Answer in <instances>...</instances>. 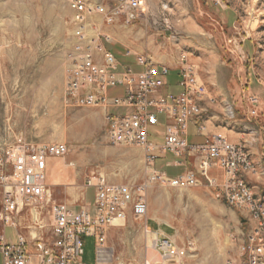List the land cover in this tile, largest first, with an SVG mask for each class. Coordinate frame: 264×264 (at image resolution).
I'll return each instance as SVG.
<instances>
[{
  "label": "rangeland",
  "instance_id": "374dc122",
  "mask_svg": "<svg viewBox=\"0 0 264 264\" xmlns=\"http://www.w3.org/2000/svg\"><path fill=\"white\" fill-rule=\"evenodd\" d=\"M145 2L141 18L122 26L127 32L132 28V38L143 34L136 45L149 47L153 42L170 58L175 52L178 55L180 48L190 59L206 53L213 63H220L225 78H242L237 84L245 109L251 107L249 94L260 95L264 102V0ZM71 14L69 0H0V143L20 134L38 143H67L68 154L50 163L59 181L51 186L54 198L71 200L76 207L94 201V189L86 186L92 170L102 171L112 182L148 185L144 193L147 216L136 220L130 215L124 224L109 227L104 246L95 236L84 235V263L98 264L102 250L109 254L107 264L158 260L160 256L154 255L157 251L151 246L153 235L143 229L144 222L152 232H163L180 245L192 243L185 264L241 261L249 218L225 200L219 187L210 186L206 179L190 187L149 183L144 151L110 143L101 108L74 107L66 102V54L73 45ZM96 20L105 38L107 27L113 24ZM110 46L122 64L132 60L122 44ZM250 72L252 87L246 77ZM122 91L121 87L111 88L110 96ZM125 110L129 111L114 109L116 113ZM151 129L163 131L159 125ZM151 139L163 141L161 135ZM162 164L157 160L155 168L162 170ZM169 171L179 169L170 167ZM69 186L75 193L66 191ZM6 233L12 237L15 230L7 227Z\"/></svg>",
  "mask_w": 264,
  "mask_h": 264
},
{
  "label": "built area",
  "instance_id": "2783aa9c",
  "mask_svg": "<svg viewBox=\"0 0 264 264\" xmlns=\"http://www.w3.org/2000/svg\"><path fill=\"white\" fill-rule=\"evenodd\" d=\"M69 6L73 45L66 54V102L74 107L101 108L107 140L144 151L149 183L190 187L206 179L210 186L219 187L225 200L251 221L244 232L243 259L229 260L228 264H264V193L251 195L244 175L255 169L241 154V145L219 135L199 144L188 141L189 125L202 114V103L208 95L188 53L181 51L178 58L182 90L166 92L171 67L159 65L147 53L138 54L135 65L122 64L108 46L112 37L105 34L103 38L96 20L131 25L145 12V0H69ZM114 87H121L122 93L110 96ZM247 98L250 115L262 117L264 102L260 95L249 94ZM117 108L129 111L116 113ZM153 125L164 127L162 145L151 140ZM162 151L176 157L197 153V171L171 176L155 168ZM68 152L65 142L38 143L21 134L0 143V264H89L81 259L84 235L95 236L104 246L109 227L124 224L130 215L136 220L147 216L146 183L136 186L112 182L100 170H92L86 178V186L95 193L91 205L76 207L54 198L48 169L53 159ZM213 166L223 169L222 183L211 176ZM24 214L30 216V223L23 224ZM7 227L16 230V241L6 236ZM24 228L30 238L22 231ZM143 229L152 232L148 222H144ZM152 240L160 258H146L142 264H185L192 249L191 242L180 245L163 232Z\"/></svg>",
  "mask_w": 264,
  "mask_h": 264
},
{
  "label": "crops",
  "instance_id": "0c3cea01",
  "mask_svg": "<svg viewBox=\"0 0 264 264\" xmlns=\"http://www.w3.org/2000/svg\"><path fill=\"white\" fill-rule=\"evenodd\" d=\"M122 26L123 24L116 23L115 25L113 24L107 27L109 33H106L110 36L111 34L114 35V38L111 36L114 39L113 43L108 44V46L113 50L110 45L122 44L126 48V55L132 59L128 64L135 65L138 54L149 53L156 58L159 65H169L171 67V71L166 76L167 84L165 90L167 89L166 92L179 93L182 90V87L180 85L181 67L179 65L178 58L183 49L180 48L178 55L177 52H175L172 58H170L166 55V53L164 54L162 52L160 47L153 44V42L149 43V47L138 46L136 45V40L137 38L142 37L143 34L137 33L132 38L131 34H134L132 28L128 30V33L122 29ZM206 56L207 54L205 53L202 57L196 56L191 59L189 58L190 62L196 67L200 79L206 84L208 88V95L202 103V114L197 116L196 120L192 121L189 125L188 141L190 144H199L203 143L209 136L219 135L245 147V149H247L251 154L252 159L256 164L255 171L245 174V179L256 193H264V115L260 118L253 117L250 115L249 109H245L243 106V98L240 92L241 89L239 88V84H237L238 80H242V78L236 75L233 77L227 76V78H225L219 70V66H221L220 63H213L209 57L207 56V58ZM173 72L175 73L174 77L168 78ZM243 77H245V75ZM246 77L250 87H252V72H250ZM236 84L238 86H236ZM262 94L263 96H261L264 99V89ZM229 105L233 106H231L233 108L232 115L228 113L230 110L228 109ZM163 132L164 127L162 132L153 131L151 129V138L161 135V137H163V141L158 143L152 139L151 140L162 145L165 141ZM158 161L163 163L160 167L162 170H166L169 174L177 175L187 171H197L196 164L198 156L197 153L191 152L181 157H176L169 151H162ZM170 167L178 168L179 171L170 172ZM210 174L215 178L217 183H222L225 180V173L223 169L218 166H213ZM48 181L50 186L59 184V181L54 177V170L51 165L48 169ZM66 191L73 194L75 193V188L69 186L66 188ZM66 202L73 204L71 200H67ZM46 220L49 221V217H46ZM30 221L31 219L28 214H24L22 216L23 224L30 223ZM245 223L248 227L251 221L246 219ZM22 231H24L30 238V234L27 229L24 228ZM6 236L8 237L7 233ZM8 238L16 241V230L14 236ZM1 260L2 257L0 255V261Z\"/></svg>",
  "mask_w": 264,
  "mask_h": 264
},
{
  "label": "bare ground",
  "instance_id": "6f19581e",
  "mask_svg": "<svg viewBox=\"0 0 264 264\" xmlns=\"http://www.w3.org/2000/svg\"><path fill=\"white\" fill-rule=\"evenodd\" d=\"M204 85H206V84L204 83ZM241 154L246 155V160H248L249 166H251V168H254L255 169V162L253 161L251 154L242 145H241ZM249 190H251V195H253V196H260V193H256L250 185H249ZM150 234L153 235V237L157 236V233L156 232H151ZM152 245H153V240L151 242V246ZM154 255H159V254L156 253ZM108 257H109V254H106L104 252V250H102L100 252V262L99 263L100 264H107Z\"/></svg>",
  "mask_w": 264,
  "mask_h": 264
}]
</instances>
